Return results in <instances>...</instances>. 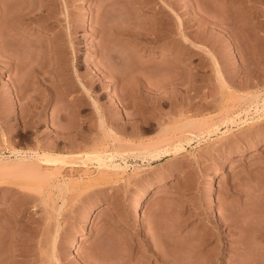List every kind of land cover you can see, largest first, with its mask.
I'll return each instance as SVG.
<instances>
[{
	"label": "rangeland",
	"instance_id": "374dc122",
	"mask_svg": "<svg viewBox=\"0 0 264 264\" xmlns=\"http://www.w3.org/2000/svg\"><path fill=\"white\" fill-rule=\"evenodd\" d=\"M153 1L60 0L29 25L16 12L34 0H0L1 264H264V0H165L179 16ZM74 54L102 118L59 65ZM105 58L103 84L88 65ZM163 179L142 228L132 200Z\"/></svg>",
	"mask_w": 264,
	"mask_h": 264
},
{
	"label": "bare ground",
	"instance_id": "6f19581e",
	"mask_svg": "<svg viewBox=\"0 0 264 264\" xmlns=\"http://www.w3.org/2000/svg\"><path fill=\"white\" fill-rule=\"evenodd\" d=\"M33 1V0H32ZM35 1V3L33 4V5H28V7L27 8H25L24 10H23V12H16L18 15H17V18L16 17H13V18H16V20L18 21V23H26V24H29V25H33V24H37V22H38V15L39 14H37V13H40L41 12V10H46V11H48L47 12V15H50V11L48 10V9H51L50 7L51 6H55V4H57V2L58 1H60V0H34ZM63 1H65V0H63ZM153 1V0H152ZM156 1V0H155ZM199 1V0H198ZM138 2V1H137ZM151 2V1H150ZM154 2V1H153ZM152 2V3H153ZM161 2L163 3V5L166 7V14L167 15H169V16H173V14L174 15H176V16H179L178 14H177V11L178 10H176V8L175 7H173V6H170V4L169 3H167L165 0H161ZM192 3V6L193 7H195L194 5H195V0H194V2L193 1H191ZM202 2V1H201ZM201 2H198V4L199 3H201ZM204 2V1H203ZM206 2V1H205ZM204 2V3H205ZM11 3V2H10ZM9 2H8V4H10ZM29 3V2H28ZM31 3V2H30ZM158 3V2H157ZM156 3V4H157ZM172 3H174L175 4V2H173L172 1ZM203 3V4H204ZM5 4H7V2H5ZM169 4V5H168ZM208 4V3H207ZM207 4H205V5H207ZM177 5V4H176ZM179 5V4H178ZM190 5V4H189ZM27 6V5H26ZM59 6V5H58ZM67 6V5H66ZM160 6V5H159ZM163 6V7H164ZM200 6L202 7L203 5L202 4H200ZM56 7V6H55ZM55 7H54V9H55ZM101 7H103V6H101ZM179 7V6H178ZM198 7H199V5H198ZM205 7V6H204ZM162 8V7H161ZM206 8V7H205ZM204 8V11L206 10ZM53 9V8H52ZM56 9H58V8H56ZM97 9H99V8H97ZM101 9V8H100ZM100 9L98 10V11H100ZM106 9H108V8H106ZM159 9V8H158ZM163 9V8H162ZM179 9V8H178ZM200 9V8H199ZM202 9V8H201ZM156 10V9H155ZM198 10V9H197ZM39 11V12H38ZM42 12H44V11H42ZM50 12V13H49ZM55 12V11H54ZM53 12V13H54ZM160 12V11H159ZM195 12V11H194ZM198 12V11H197ZM206 12V11H205ZM204 12V13H205ZM57 13V12H56ZM100 13H101V11H100ZM164 13V12H163ZM202 13V12H201ZM203 13V14H204ZM37 14V15H36ZM52 14V13H51ZM102 14H104L103 13V10H102ZM160 14V13H159ZM197 14V13H196ZM15 15V14H14ZM14 15H11V17L12 16H14ZM155 15V14H154ZM161 15V14H160ZM167 15H165V16H167ZM189 15V14H188ZM39 16H41V15H39ZM44 16V15H43ZM46 16V15H45ZM56 15H52V17H55ZM57 16H59V15H57ZM102 16V15H101ZM101 16H100V19H102L101 18ZM192 16V15H191ZM195 16V15H194ZM200 16V19L202 20V18H204V16L203 17H201V14L199 15ZM42 17V16H41ZM41 17H39V19L41 18ZM47 17V16H46ZM181 17V16H180ZM190 17V16H189ZM198 17V16H197ZM197 17H195V19H194V17H193V19H189V21H190V23H191V25H192V23L194 24L196 21H198L199 23L201 22L202 23V21H200V19H196ZM44 18V17H43ZM58 18V17H57ZM56 18V19H57ZM60 18V17H59ZM97 19H98V21H99V17H96ZM159 18V17H158ZM165 18V17H164ZM168 18V17H167ZM174 18V17H173ZM172 18V19H173ZM199 18V17H198ZM42 19V18H41ZM55 19V18H54ZM53 19V20H54ZM156 19V18H155ZM46 20V19H45ZM47 20H49V19H47ZM58 20V19H57ZM161 21H162V18L160 19ZM167 20H170V19H167ZM11 21V20H10ZM15 21V20H14ZM13 21V23H15ZM16 21V22H17ZM40 21V20H39ZM43 21V20H42ZM95 21V20H94ZM97 21V22H98ZM155 21V20H154ZM154 21H152L153 23H154ZM187 21V20H186ZM207 21V20H206ZM47 22V21H46ZM70 22V21H69ZM101 22H102V20H101ZM151 22V23H152ZM156 22H158V20H156ZM156 22H155V24H156ZM172 22V20H170V22L169 23H171ZM174 22H175V20H174ZM205 22V19H203V23ZM10 23V22H9ZM12 23V24H13ZM40 23V22H39ZM57 23V22H56ZM99 23V22H98ZM163 23H165V22H163ZM176 23V22H175ZM187 24H188V21L186 22ZM185 23V24H186ZM189 23V24H190ZM205 23H207V22H205ZM204 23V24H205ZM12 24H11V26H12ZM16 25H17V23H15ZM59 24V23H58ZM102 24V23H101ZM181 24V23H180ZM21 25V24H20ZM70 25V24H69ZM96 25V24H95ZM152 25V24H151ZM165 25V24H164ZM167 25H169V24H167ZM166 25V26H167ZM190 25V28L192 27ZM196 25V24H195ZM203 25V24H202ZM71 26V25H70ZM99 26H100V24H99ZM159 26H160V24H159ZM170 26V25H169ZM204 26V25H203ZM18 27V26H17ZM151 27V26H150ZM153 27V26H152ZM155 27V26H154ZM153 27V28H154ZM162 27V26H161ZM172 27V26H171ZM177 27V26H176ZM187 27V26H186ZM201 28H202V26H200ZM205 27V26H204ZM70 28V27H69ZM68 28V29H69ZM71 28H72V26H71ZM70 28V29H71ZM104 27H101L100 29H103ZM156 28V27H155ZM154 28V29H155ZM160 28V27H159ZM168 28V27H167ZM185 28V27H184ZM12 29H14V28H12ZM66 29H67V27H66ZM77 29V28H76ZM96 30L98 29L99 30V27L97 26L96 28H95ZM161 29V28H160ZM164 29H166L165 27H164ZM174 29V28H173ZM186 29H188V27L186 28ZM207 29V28H206ZM205 29V30H206ZM74 30V29H73ZM127 30V29H126ZM150 31H145L146 32V34L145 35H149V33L148 32H151V30L152 29H149ZM156 30V29H155ZM159 30V29H158ZM167 30V29H166ZM170 30V29H169ZM172 30V29H171ZM183 30H185V29H183ZM196 30V29H195ZM202 30H203V28H202ZM204 30V31H205ZM153 31V33H154V30H152ZM165 31V30H164ZM174 31H175V29H174ZM189 31V30H188ZM194 31V30H193ZM199 31V30H198ZM208 31V30H207ZM16 32H17V30H16ZM16 32L14 33V34H16ZM19 32V31H18ZM21 32V31H20ZM61 32H64V31H61ZM69 32L71 33V31L69 30ZM118 32V31H117ZM122 32H124V30L122 31ZM155 32H157V30L155 31ZM162 32V31H161ZM192 32V31H191ZM200 32V31H199ZM201 32H203V31H201ZM9 33H11V32H9ZM13 33H11V34H13ZM148 33V34H147ZM163 33V32H162ZM171 33V32H170ZM190 33V32H189ZM10 34V35H11ZM22 34V33H21ZM20 34V35H21ZM63 34V33H62ZM73 33H71V35L70 36H68V34H66L68 37H70L69 38V43L73 46V43H74V41H73V35H75V34H73ZM121 34V33H120ZM125 34H126V32H125ZM124 34V36H126L127 34H128V32H127V34L125 35ZM141 34V33H140ZM155 34H157V33H155ZM160 34V33H159ZM168 34V33H167ZM175 34V33H174ZM196 34H198V33H196ZM204 34H205V32H204ZM7 35H9V34H7ZM113 35V34H112ZM116 35V34H115ZM119 35V34H118ZM123 35V34H122ZM129 35V34H128ZM132 35V34H131ZM170 35V34H169ZM188 35V34H187ZM190 35V34H189ZM194 35V34H193ZM203 35V34H202ZM201 35V36H202ZM60 36V35H59ZM63 36V35H62ZM130 36V35H129ZM134 36H135V34H134ZM155 36V35H154ZM168 36V35H167ZM167 36H165V37H167ZM171 36V35H170ZM169 36V37H170ZM186 36V35H185ZM197 36V35H196ZM199 36V35H198ZM197 36V37H198ZM4 37V36H3ZM6 37V36H5ZM4 37V38H5ZM14 37H16L15 35H14ZM13 36H12V38H14ZM22 37V36H21ZM123 37V36H122ZM132 37H133V35H132ZM162 37V36H161ZM160 36L159 37H157V36H155V41L157 40V41H159V39L158 38H161ZM173 37V36H172ZM189 37H191V36H189ZM200 37V36H199ZM9 38H11V37H9ZM59 38H61V37H59ZM62 38H64V37H62ZM75 38H77V37H75ZM130 38H131V36H130ZM151 38H153V37H151ZM150 38V39H151ZM163 38V37H162ZM184 38H186V37H184ZM15 39V38H14ZM21 39V38H20ZM141 39H143L142 37H141ZM190 39V38H189ZM0 44L1 45H3V44H5V43H8L9 41L7 40V38H6V41H8V42H5L4 41V39L3 38H1L0 37ZM17 40V39H16ZM19 40V39H18ZM22 40H24L23 38H22ZM58 40V39H57ZM60 40V39H59ZM64 40H65V38H64ZM145 40V39H144ZM147 40V39H146ZM145 40V41H146ZM149 40V39H148ZM163 40V39H162ZM186 40H188L187 38H186ZM195 40V39H194ZM193 40V41H194ZM198 40H199V38H198ZM11 41L13 42L14 40L13 39H11ZM63 41V40H62ZM150 41V40H149ZM153 41V40H152ZM185 41V40H184ZM192 41V42H193ZM206 41V40H205ZM37 42V41H36ZM141 42H143V40L141 41ZM147 42V41H146ZM151 42V41H150ZM154 42V41H153ZM187 42V41H186ZM190 41H188V43H189ZM196 42V41H195ZM207 42V41H206ZM18 43V42H17ZM20 43H22V41L20 42ZM23 43H25V42H23ZM33 43H35V42H33ZM66 43H67V41H66ZM66 43H64L65 45H64V48L66 49V48H68V47H65L66 46ZM68 43V44H69ZM155 43V42H154ZM194 43V42H193ZM201 43V42H200ZM199 43V44H200ZM11 44H13V43H11ZM54 44V43H53ZM59 44H61V43H59ZM202 44V43H201ZM1 45H0V62H5V60L8 58V57H10V54H9V56L7 57V54H5L6 53V49L4 50L3 48H6V45L2 48L1 47ZM17 45V44H16ZM21 45V44H20ZM22 45H24V44H22ZM38 45V44H37ZM36 45V46H37ZM204 45V44H203ZM32 46V45H31ZM55 47L57 46V45H54ZM199 46V45H198ZM8 47H11V46H8ZM7 47V48H8ZM19 47H21V46H19ZM37 47H39V46H37ZM54 47V48H55ZM58 47V46H57ZM71 47V46H70ZM149 47V46H148ZM34 48V47H33ZM40 48H42V47H40ZM48 48V47H47ZM51 48V47H50ZM73 48L75 49L76 47H74L73 46ZM10 49V48H9ZM35 49V48H34ZM60 49V48H59ZM58 49V50H59ZM64 49V50H65ZM98 49H100V47L98 48ZM97 49V50H98ZM36 50V49H35ZM54 50V49H53ZM61 50H63V49H61ZM67 50V49H66ZM192 50V49H191ZM195 50V49H194ZM11 51V50H10ZM37 51V50H36ZM46 51H47V49H46ZM52 51V50H51ZM75 51V50H74ZM101 51H102V49H101ZM104 51V50H103ZM212 51V50H211ZM9 52V51H8ZM38 52H39V50H38ZM48 52V51H47ZM46 52V53H47ZM65 52H67V51H65ZM105 52V51H104ZM108 52H110V51H108ZM195 52V51H194ZM49 53H51V52H49ZM54 53V55H56L55 54V52H53ZM58 53H59V51H58ZM63 53H64V51H63ZM107 53V52H106ZM113 52H111L110 53V55L112 54ZM115 53V52H114ZM12 54V53H11ZM36 54H37V52H36ZM48 54V53H47ZM60 54V53H59ZM72 54V53H71ZM97 54V53H96ZM195 54H197V53H195ZM50 55V54H49ZM51 55H53V54H51ZM65 55V54H64ZM75 55V57H74V61H75V63L72 65V64H67V63H64L65 61H67V60H65V61H63L62 63H64V65L63 64H59V65H61V67H63L64 69L66 68L67 69V67H72L73 66V71H74V75H72L71 77H73V79H75L74 81H76V82H74V83H77V87L80 89V91L81 92H83V93H85L87 96H88V98L90 99L89 101H91V103H92V106L95 108V113L98 115V116H100L101 118L103 117L102 116V110H100V107L98 106V103H97V101L91 96V93H90V87H92L93 86V84H94V80H93V78L92 77H90L89 78V76H87L88 75V72L86 73V74H84L83 72V74L82 73H79V68H77V66H79V56L77 57V54H74ZM100 55H102V54H100ZM103 55H104V53H103ZM108 55V54H107ZM198 55V54H197ZM200 55V54H199ZM44 56V55H43ZM47 56V55H46ZM62 57H63V55H61ZM105 56V55H104ZM7 57V58H6ZM48 57V56H47ZM54 57V56H53ZM61 57V58H62ZM64 57H66V56H64ZM102 57V56H101ZM108 57V56H107ZM121 57V56H120ZM120 57H118L117 55H112L111 57H110V59H111V61L112 60H114L115 62H116V60L119 58V59H121ZM201 57V56H200ZM216 57V56H215ZM45 58V57H44ZM58 58V57H57ZM103 58V57H102ZM14 59V58H13ZM36 59H40L39 58V56H38V58H36ZM42 59H43V57H42ZM64 59H67V58H64ZM118 59V60H119ZM9 60V59H8ZM7 60V61H8ZM46 60V59H45ZM50 60V59H49ZM48 60V61H49ZM60 60V59H59ZM73 60V59H72ZM100 60H101V58H100ZM100 60H98V61H100ZM105 60H107L106 58L104 59V61H100V62H94V63H89V64H91L90 66L88 65V67H90V69L92 68V69H94V70H96L97 71V73L99 72V76H100V78L99 77H97V78H99L98 80H100L99 82L101 83L103 80H107L108 79V77H111V76H109L110 74H109V72L111 71H109V69H111V67L109 66V69L107 70V68H105V66H104V63L103 62H105ZM203 60V59H202ZM108 61V60H107ZM213 61H214V66H216L217 68H219V67H221V66H219V64L220 63H218V61L214 58V56H213ZM11 61H9V63H10ZM37 62V61H36ZM36 62H33V63H31V66L32 65H34ZM43 62V61H42ZM50 62H51V60H50ZM57 62H58V60H57ZM72 62V61H71ZM81 62V61H80ZM204 62V61H203ZM8 62H6V64H7ZM23 62H20V64H22ZM41 63V62H40ZM46 63V62H45ZM60 63V62H59ZM105 63H107L108 64V62H105ZM109 63H110V60H109ZM114 63V62H113ZM118 63H119V61H118ZM199 63V62H198ZM1 64V63H0ZM6 64H4L5 66H6ZM18 64H19V62L17 63V66H18ZM43 64H44V62H43ZM52 64V63H51ZM51 64H49V65H51ZM115 64V63H114ZM27 65V64H26ZM36 65H39V64H36ZM41 65V64H40ZM48 65V66H49ZM69 65H71V66H69ZM81 65V64H80ZM85 65V64H84ZM86 65H87V62H86ZM199 65V64H198ZM1 66V65H0ZM9 66V65H8ZM12 66V65H11ZM23 66V65H22ZM25 66V65H24ZM28 66V65H27ZM30 66V67H31ZM42 66V65H41ZM48 66H47V69H50V68H48ZM52 66V65H51ZM82 66H83V64H82ZM213 66V65H212ZM3 67V66H2ZM10 67V66H9ZM38 67V66H37ZM36 67V69H37V71H36V69L34 70L35 72H37L38 73V71L40 72L39 74H41V71L44 69V71H42V74H44L43 72H47L48 70H46L44 67H38L37 68ZM85 67H87V66H85ZM24 70H25V68L24 67H22ZM43 68V69H42ZM83 68V67H82ZM96 68V69H95ZM113 68H114V65H113ZM222 68V67H221ZM28 69H30L29 67H28ZM27 69V70H28ZM55 69H57V68H55ZM62 69V68H61ZM63 69V70H64ZM69 69H71V68H69ZM18 70V69H17ZM87 70H88V68H87ZM86 70V71H87ZM32 71V70H31ZM34 71H32V72H34ZM58 71H61V70H58ZM57 71V72H58ZM66 71V70H65ZM69 71V70H68ZM91 71V70H90ZM89 71V74L90 73H92V72H90ZM217 71V70H216ZM18 72H19V70H18ZM61 72H63V71H61ZM61 72H58V73H60L61 74ZM67 72V71H66ZM65 72V73H66ZM57 73V74H58ZM64 73V72H63ZM68 73H70V72H68ZM68 73H66V74H68ZM113 73V72H112ZM219 73V72H218ZM82 74V75H81ZM94 74V73H93ZM114 74V73H113ZM113 74H111V75H113ZM34 75V74H33ZM59 75V74H58ZM70 75V74H69ZM115 75V74H114ZM113 75V76H114ZM41 76V75H40ZM43 76V75H42ZM64 76V75H63ZM218 76L219 77H221V75H220V73L218 74ZM217 76V77H218ZM36 77V76H35ZM95 77V76H94ZM115 77V76H114ZM37 78V77H36ZM45 78V77H44ZM66 78V77H65ZM63 79V78H59V82H61V86H63L65 89L64 90H66L67 91V88H68V86H71V85H67V82H66V79ZM68 78V77H67ZM40 78H38V80H39ZM72 79V80H73ZM95 79V78H94ZM97 80V81H98ZM107 81H109V80H107ZM104 82H106V81H104ZM104 82H102L103 84H104ZM110 82V81H109ZM102 85V84H101ZM63 87H62V89H63ZM154 87V86H153ZM156 87V86H155ZM69 89V88H68ZM154 89V88H153ZM156 89V88H155ZM154 89V90H155ZM157 89H159V88H157ZM147 91V90H146ZM150 91V90H149ZM158 91V90H157ZM153 92V91H152ZM65 93H67V92H65ZM68 94V93H67ZM118 94V93H117ZM155 94V93H154ZM154 94H153V96H154ZM120 95V94H119ZM157 95H158V93H157ZM156 95V96H157ZM118 96V95H117ZM152 96V95H151ZM151 96L149 97V98H151ZM156 96H155V98H156ZM160 96V95H159ZM158 96V97H159ZM119 97V96H118ZM157 97V98H158ZM154 98V97H153ZM154 98V99H155ZM159 98H161V97H159ZM159 98H158V100H159ZM163 98V97H162ZM117 99V98H116ZM157 100V101H158ZM264 100V99H263ZM120 101V100H119ZM155 101V100H154ZM263 103H264V101H263ZM117 105H118V107H122L121 105H120V102H118L117 103ZM118 109H120V108H118ZM94 110V109H93ZM191 122V121H190ZM193 122H196V121H193ZM101 123H104V122H102V119H101ZM188 125L190 124V123H187ZM194 124V123H193ZM187 125V126H188ZM196 125V124H195ZM200 127V126H199ZM101 128H102V126H101ZM201 128V127H200ZM200 128H199V130H200ZM103 131H106V132H108L107 134H113L114 132H113V130H108L107 128H105L104 126H103ZM204 129V128H203ZM202 129V130H203ZM258 143V142H257ZM255 148H257V145H256V147ZM156 153V152H155ZM36 154V153H35ZM154 154V153H153ZM21 154H19V156H20ZM158 152H157V154H154V155H152V157L154 158L155 156L156 157H158ZM21 157H25V154L23 155V156H21ZM155 157V158H156ZM25 159V158H24ZM32 159V158H31ZM28 160V159H27ZM111 160V159H110ZM23 161V160H22ZM25 161V160H24ZM30 161V160H29ZM108 161V160H107ZM113 162V161H112ZM15 164H16V162H14ZM111 163V162H110ZM115 163V162H114ZM114 163H112L113 165H115L116 166V168H117V166H119L120 164L119 163H116V164H114ZM23 163H21V165L20 164H18V165H20V166H23L22 165ZM26 164H28V163H26ZM103 164H104V162H103ZM11 165V164H10ZM25 165V164H24ZM32 165V164H31ZM34 165V164H33ZM111 165V164H110ZM110 165H108L107 164V167L108 166H110ZM13 166V165H12ZM26 166V165H25ZM37 166V165H36ZM8 167V166H7ZM13 167H17V166H13ZM32 167V166H31ZM34 167V166H33ZM111 167V166H110ZM113 167V166H112ZM3 168H5V167H3ZM35 168V167H34ZM16 169V168H15ZM10 170V169H9ZM9 170H8V168L7 169H3V171L5 172V173H7V174H10L9 173ZM0 171H2V169H0ZM2 171V172H3ZM25 171H27V170H25ZM25 171H23V172H25ZM18 173H16L15 171L13 172V173H15V174H19V172H22V171H17ZM12 173V174H13ZM14 174V175H15ZM3 175V174H2ZM5 177H7V176H5ZM215 177H217V175L216 174H214V175H212L211 176V179H214ZM161 182H164V179L163 180H161L160 182H157V183H155V184H149V185H147V186H145V187H143L142 188V190H141V192H140V194H138L133 200H132V203H131V209H132V213H133V215H134V219L136 220V222H138L139 223V225H140V227H142V228H145L146 226H147V224L143 221V219H142V216H141V205H142V203L146 200V198H147V196H148V194L158 185V184H161ZM214 187L212 186L211 188H210V192L212 193V192H214ZM100 206H99V204H93V205H91V206H89V208H87V210H86V212H85V215H84V224L88 227V225H89V223H90V220H91V216H92V214H93V212L96 210V209H98ZM214 214V213H213ZM215 216H216V214H214ZM150 221V220H149ZM150 223V222H149ZM151 224H152V221H151ZM150 225V224H149ZM153 225V224H152ZM148 227V226H147ZM82 236H78L77 238H75L73 241H72V243H71V249L73 250V251H75L76 250V248L79 246V243L82 241ZM0 261H4V260H0ZM5 262V261H4ZM0 264H1V262H0ZM6 264V263H5Z\"/></svg>",
	"mask_w": 264,
	"mask_h": 264
},
{
	"label": "crops",
	"instance_id": "0c3cea01",
	"mask_svg": "<svg viewBox=\"0 0 264 264\" xmlns=\"http://www.w3.org/2000/svg\"><path fill=\"white\" fill-rule=\"evenodd\" d=\"M149 184H151V183H149ZM149 184H145V186H147V185H149ZM145 186H144V187H145ZM152 193H153V192L151 191V192L148 194L147 198H149V197L152 195Z\"/></svg>",
	"mask_w": 264,
	"mask_h": 264
},
{
	"label": "built area",
	"instance_id": "2783aa9c",
	"mask_svg": "<svg viewBox=\"0 0 264 264\" xmlns=\"http://www.w3.org/2000/svg\"><path fill=\"white\" fill-rule=\"evenodd\" d=\"M129 165H131V164H129Z\"/></svg>",
	"mask_w": 264,
	"mask_h": 264
}]
</instances>
